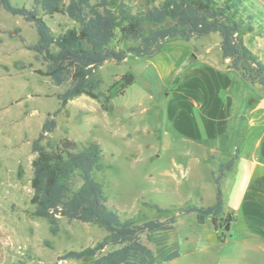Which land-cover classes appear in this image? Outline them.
<instances>
[{"label": "rangeland", "instance_id": "obj_1", "mask_svg": "<svg viewBox=\"0 0 264 264\" xmlns=\"http://www.w3.org/2000/svg\"><path fill=\"white\" fill-rule=\"evenodd\" d=\"M32 1L10 0L12 5L26 8ZM68 1L63 0V5ZM118 1L111 0L114 5ZM128 1L139 11L150 0ZM162 1L151 0V4ZM251 1L255 4L254 13L264 21V0ZM42 18L56 33L72 25L63 13ZM35 40L31 23L0 8V264H90V259L59 257L100 241L105 232L98 223L67 224L61 220L57 234L51 235L47 222L31 215L30 179L35 157L32 142L46 116L59 108L56 96L65 89L36 74V70H44V65L24 46ZM243 41L264 60V30L255 28L245 33ZM219 43L217 33L189 42L175 37L164 40L162 53L151 60L129 56L119 64L104 63L96 71L104 93L122 75L134 76L122 96L108 101L112 112L106 113L98 102L85 96L76 98L57 114L55 129L48 136L54 142L68 138L101 146L103 170L98 179L103 183L108 207L127 217L142 212L148 219L164 220L177 214L171 240L179 247V257L162 264H264V242L258 237L235 231L231 223L218 222L215 230L209 218L200 224L195 214L180 215L172 210L184 204L210 206L214 202L210 192L211 165L194 162L195 155H202L203 151L182 140L169 112L182 102L175 81L184 74L187 63L220 61ZM131 45L134 43H120L117 48ZM160 66L166 67L163 76L158 73ZM256 88L260 95L264 94V87ZM234 91L248 92L246 85L240 84ZM186 167L190 171L184 178L182 170ZM213 175L217 176L218 171ZM143 203L157 204L170 212L156 214L144 208ZM143 242L156 250L145 239Z\"/></svg>", "mask_w": 264, "mask_h": 264}, {"label": "trees", "instance_id": "obj_2", "mask_svg": "<svg viewBox=\"0 0 264 264\" xmlns=\"http://www.w3.org/2000/svg\"><path fill=\"white\" fill-rule=\"evenodd\" d=\"M151 0L136 11L128 0H33L29 8L12 5L10 0H0V8L12 16L23 18L33 25L36 40L24 45L40 59L44 70L39 76L48 78L52 85L65 87L57 94L59 108L44 119L40 132L32 142L35 157L30 179L31 215L45 220L51 235H56L61 220L67 224L79 221L98 223L104 237L93 246L72 250L60 260H88L90 264H162L179 257V247L171 240L177 214L164 220L148 219L138 212L124 216L110 208L104 194L102 181V150L96 142L80 143L68 138L51 141L56 126L55 117L72 100L85 96L98 102L103 111L112 112L108 101L122 96L134 82L126 73L107 90L101 91L102 80L96 73L106 62H123L129 56L151 59L161 53L162 42L178 37L182 41L199 39L209 34L220 36L221 58L229 60L228 68L242 78L264 87V60L258 58L243 41L245 33L255 28L264 30V21L254 13L251 0H163L152 5ZM63 13L72 25L60 32H53L42 15ZM20 42L24 39L20 37ZM120 43H134L117 48ZM237 159L236 153L221 164L218 175H213L216 185L215 202L207 207L184 204L177 211L180 215L195 214L198 223L210 219L217 230L219 222L230 224L232 217L223 212L220 181ZM142 206L156 214H167L169 209L157 204ZM151 243L149 248L143 240Z\"/></svg>", "mask_w": 264, "mask_h": 264}, {"label": "crops", "instance_id": "obj_3", "mask_svg": "<svg viewBox=\"0 0 264 264\" xmlns=\"http://www.w3.org/2000/svg\"><path fill=\"white\" fill-rule=\"evenodd\" d=\"M228 64L229 60L222 59L188 62L184 74L175 81L182 102L170 109L169 117L182 140L203 151L195 155L194 162L211 165L214 202L213 174L237 151L233 167L220 181L223 212L231 215L235 231L264 242V109L255 108L263 95ZM157 69L160 76L166 72L164 66ZM237 84L246 85L248 92H235ZM186 168L182 170L184 178L189 176L190 167ZM197 175L201 177L199 170Z\"/></svg>", "mask_w": 264, "mask_h": 264}, {"label": "water", "instance_id": "obj_4", "mask_svg": "<svg viewBox=\"0 0 264 264\" xmlns=\"http://www.w3.org/2000/svg\"><path fill=\"white\" fill-rule=\"evenodd\" d=\"M256 109H264V94L263 96L257 101L255 105ZM229 227V225L226 226V229Z\"/></svg>", "mask_w": 264, "mask_h": 264}]
</instances>
